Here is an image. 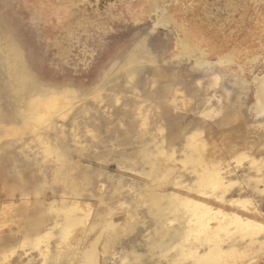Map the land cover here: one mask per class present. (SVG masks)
Instances as JSON below:
<instances>
[{
    "label": "rangeland",
    "instance_id": "1",
    "mask_svg": "<svg viewBox=\"0 0 264 264\" xmlns=\"http://www.w3.org/2000/svg\"><path fill=\"white\" fill-rule=\"evenodd\" d=\"M0 264H264V0H0Z\"/></svg>",
    "mask_w": 264,
    "mask_h": 264
}]
</instances>
